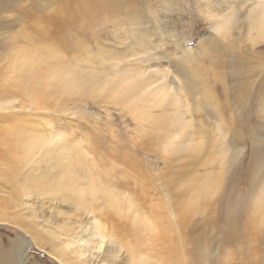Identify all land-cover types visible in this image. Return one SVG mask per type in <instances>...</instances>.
Here are the masks:
<instances>
[{"label": "bare ground", "instance_id": "1", "mask_svg": "<svg viewBox=\"0 0 264 264\" xmlns=\"http://www.w3.org/2000/svg\"><path fill=\"white\" fill-rule=\"evenodd\" d=\"M37 1L55 9L53 0ZM82 1L55 9L67 17L65 24L51 25L52 34L44 32L51 38L49 49L41 47L39 38L26 26L0 40L2 47L8 44L0 53V226L22 232L17 237L8 236L7 245L0 239V264H26L33 257L30 247L46 251L61 264H192L186 258H195V239L200 236L194 232L200 229L201 237L207 232L204 224H194V216L210 209L223 189L228 192L217 201L219 211L237 210L236 196L226 187L225 179L233 182L232 167L237 168L244 155L240 135L229 138L226 133L227 119L220 111L223 101L206 87L202 77L205 71L197 67L193 53L174 59L171 69L157 59L159 45L144 44L138 53L136 49L123 52L103 47L95 38L97 47L92 46L84 41L87 31L97 29V19L110 0ZM245 7V18L237 25L229 14L213 21L216 33L212 32L211 41L201 43L214 60L231 44L241 48L246 41L248 46L264 42V0H253ZM210 16L213 13L209 12ZM45 21L39 23L49 27ZM137 25L134 18L129 19L133 41L145 37ZM179 39L182 44L183 38ZM71 48L75 52L68 55L76 61L66 59V50ZM151 52L155 60L145 67L127 65L131 57L143 58L141 55L148 61ZM245 55L247 59L256 57ZM214 64L206 71L216 80L223 79ZM90 101L104 109L112 105L131 114L140 129L137 137L163 132L160 141L147 137L151 147L159 141L158 150H153L158 161L134 156V144L108 151L98 136L90 138L88 144L92 146L84 149L83 140L76 143L75 138L60 132L63 140L60 135L49 136L47 130L38 127L36 116L22 113L27 107L37 114L57 107L59 113L70 109L73 114ZM250 112L243 116V122L251 118ZM250 134L255 139L250 144L255 152L247 169H242L243 179L250 178L247 197L252 202L245 219L248 242L264 232V136L254 131ZM210 144L215 145L219 160L212 166L203 162L204 172L191 178L188 157L194 159L195 152L204 151ZM115 148L123 156L114 152ZM91 154L94 157L89 158ZM223 222L230 223L226 215L218 225ZM230 240L227 238L228 244ZM162 241L167 244L168 258L159 263L151 252ZM230 255L232 252L225 259ZM31 264L39 261L32 260Z\"/></svg>", "mask_w": 264, "mask_h": 264}, {"label": "rangeland", "instance_id": "2", "mask_svg": "<svg viewBox=\"0 0 264 264\" xmlns=\"http://www.w3.org/2000/svg\"><path fill=\"white\" fill-rule=\"evenodd\" d=\"M77 1L78 4L83 2L82 0ZM251 1L253 0H227V3H225L224 0H110L109 3L103 7L105 12L101 13L102 15L97 19L100 22L99 26L96 30L93 28L88 29L87 38L84 40L87 42L90 41L91 45L95 46L94 40L98 39L103 47L113 48L123 52L136 49L137 53L144 44L150 45L151 43L159 45V53L155 51V55L157 59L162 60V62L167 64L171 69H173L175 64L174 59L176 60L180 56L185 55L190 57L193 53L198 60L197 67L205 71L202 77L203 81L206 83V87L213 92V94H219L220 99L223 101L220 111L225 114L227 119L226 123H228V125L226 133L229 138L238 134L240 135L241 146L245 148L243 151L244 155L238 160L240 166L238 165V167L235 168L236 165H234L232 167V171H234L233 176L235 178L233 182L229 183L225 179L226 187H229L232 195L236 196L235 201L238 205L237 210L233 213H229L227 208H225L226 212L221 213L219 211L221 205L220 202L217 201L223 200L226 196L225 194L228 192L223 189L216 194V198L213 201L214 204L210 209L194 216V224H204L207 232H204L205 236L203 237L200 235L202 233L200 229H196L194 232V235L200 236L199 239H195V258H186V261L192 264H264V232L253 235V240L251 242L246 241V235L244 233L246 215L249 214L247 211L250 210L252 202L249 203L250 198L247 197L250 193V191H248L250 178L248 177L244 180L245 173L242 172V169H247L249 166L250 157L255 152V150L250 147L251 142L255 140L253 138L254 136L250 133L253 131L260 132V136H264V42L258 45L248 46V41H246V45H242L241 48L231 44L230 48L221 51L219 54L220 57H218L217 60L210 57V52L203 51L204 43H201L204 39L211 41L212 32L216 33L212 28V24L219 16H227L229 14L228 16L233 18L234 25L242 22L246 15V7L250 6ZM74 2L75 0H53V5L56 9L62 5H64V7H69ZM241 4L247 5H245V7ZM95 7L100 8L97 5H95ZM244 7L246 10L243 9ZM55 9L52 11L51 7L46 6L44 1L0 0V40L9 33L17 31L18 28L26 26V29L33 37L39 38V42L42 45L41 47L49 49L51 38L44 32H51L52 34L53 29L51 25L65 24L64 19L67 17V13H59L56 12ZM209 12L213 13V16L208 17ZM230 12H233V14ZM130 18H134L138 22L136 27H138V31L142 32V35L145 36L139 41H133V33L129 31V29L131 30L128 26ZM40 20H47L45 22L49 23L50 26L46 27L40 24ZM160 30H163V33H159ZM178 36L181 39L183 38L181 41L182 44L178 42L180 41ZM6 46L2 47L0 45L1 55L6 51ZM190 49L191 51L189 53ZM71 51H73V53L75 52L72 48L66 50V59H73L76 61V57L68 55ZM245 54H252V56L255 55L257 58L247 59ZM151 55L152 57L149 58L148 61L145 55H141L143 58L131 57L130 61H128L130 64L127 63V65H140L145 67L149 61L154 62L155 59L152 60L154 53L151 52ZM226 61L227 63H225ZM234 61L236 63H233ZM216 62L219 64H216ZM212 64H214L218 73L221 72L220 74H222L223 79L216 80L215 77H211L206 71ZM237 65L239 66L238 68ZM249 72L250 74H247ZM256 72H259V74L257 75ZM172 75L173 74H171V76ZM155 86H157V84ZM223 105L224 108H222ZM79 107V112L73 114L70 109L63 113H59L57 107L50 110L49 113L38 114L33 109L27 107L22 113L25 112L26 114L29 113L30 115L36 116L38 127L40 126L47 130L49 136L56 137L60 135L58 134V132H60L70 135L73 139L75 138L76 143L79 140H83L81 144L84 149L88 150V148L92 146L88 144L90 138L94 139L98 136L103 140V146L107 147L106 150L108 151L109 148L114 146L127 149L134 144V149L136 151L134 156L143 160L158 161L156 157L158 154L154 151L158 150V143L163 132L160 134L156 133L154 136L147 134L143 138H140L137 137L138 132H140V129H137V120L133 119L131 114L122 112L119 108L112 105H108L106 107L109 108L104 109V106L94 104L91 101ZM246 108H248V110H246ZM249 111H251L250 113L254 118L251 116L247 122H243V116L247 115ZM232 117H235L236 122H234V118ZM231 119L233 121H231ZM257 129L259 130L257 131ZM246 134L249 135L246 136ZM116 135L118 137H115ZM148 136L151 140L154 138L159 139L155 147H151L152 144L148 141ZM59 137L63 140L61 135ZM124 140L127 142H124ZM129 141L132 143H129ZM114 152L123 156V152L117 148L114 149ZM128 152L133 153L134 151ZM88 157L92 158L94 156L91 154ZM188 160L191 165L190 177L192 178L204 172L201 165L203 162L206 161L207 165L212 166L219 160V156L215 145L213 146L210 144L205 146L204 151L195 152L194 159L189 156ZM94 161L98 164L96 159ZM162 164L159 165L160 169ZM209 170H213V168L211 167ZM261 173L263 172H260L258 176L261 175ZM148 174L151 175V172H148ZM159 183L161 184L162 182ZM153 193L154 191H151V194ZM224 214L228 217L230 223L226 224L223 222L219 226L218 222L221 218H225ZM85 220H87V218H85ZM12 229L15 228L12 227ZM21 233L22 232L18 229L12 231L11 229H5L0 226V239L5 245L8 244V236L17 237L21 235ZM227 238H232V240H230L231 243H227ZM45 249L50 250V247L46 246ZM152 249L153 251L151 253H153L159 263L168 258L167 244L163 241L160 245ZM29 252L33 257L30 256L31 258L26 264H31V261H35V259L39 261V264H61L52 256L48 255L46 251H41L36 247H30ZM231 252L232 255H230L229 259H225V255ZM171 260L176 262L173 256H171ZM97 262L98 261H96V263Z\"/></svg>", "mask_w": 264, "mask_h": 264}]
</instances>
